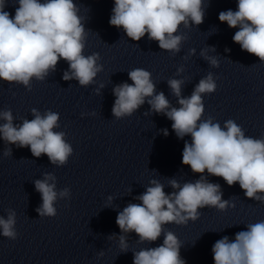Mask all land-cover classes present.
Returning a JSON list of instances; mask_svg holds the SVG:
<instances>
[{
	"label": "clouds",
	"instance_id": "1",
	"mask_svg": "<svg viewBox=\"0 0 264 264\" xmlns=\"http://www.w3.org/2000/svg\"><path fill=\"white\" fill-rule=\"evenodd\" d=\"M6 4L7 0H0V80L21 84L31 91L32 79L44 81L63 59L69 65L63 74L65 81L76 80L81 87L95 82L97 74L103 71V65L98 63L101 57L99 53L84 55L87 32L74 0H18L14 17L5 11ZM204 16V0H114L109 24L122 27L133 41L147 34L161 50L175 55L188 38L180 33V26H198L204 22ZM218 18L230 28L239 29L232 39L242 51L264 62V0H238L236 11H221ZM194 53L195 49H191L189 54ZM201 56L212 67H219L218 59L208 56L206 50L201 51ZM182 71V67L177 70ZM128 77L132 84L123 82L113 88L116 97L113 116L117 119L132 116L149 98L151 111L171 120V128L179 139L191 136V143L184 142L182 164L200 174V179L183 184L170 179L168 184L173 189L170 194L164 191V184L152 179L150 186L134 197L139 203H129L118 212L116 224L121 232L118 247L121 252L129 250L127 234L132 232L137 234V243L141 244L155 242L163 235L162 245L134 251L133 264H185L180 255L181 241L166 230L165 225L194 222L200 218L199 210L205 207L219 211L235 207L230 200L222 198L221 186L209 182L205 172L223 178L229 186L239 183L247 198L264 203V136H246L232 119L225 121L223 128L212 117L202 119L203 95L217 89L211 72L199 80L188 97L181 94L184 80L167 81L179 107L172 106L163 92H156L148 70L134 68L128 72ZM95 91L99 93V89ZM31 114L33 119H24L15 125L10 109L0 111V119L5 121L0 124V139L18 148L30 147L36 158L47 155L57 167L66 165L73 148L66 141L65 132L54 131L60 127L59 114L51 110L41 114L36 108L31 109ZM162 132L168 135L167 129ZM3 155L12 156V149L6 148ZM50 180L53 183L50 184ZM55 180L53 174L45 173L43 180L34 181L42 198L36 208L40 218L55 217L57 199L71 197L67 187L56 191ZM108 200L110 202L112 197ZM16 215L15 210L9 208L7 218L0 216V235L11 240L17 238ZM113 238H116L115 233L108 237ZM212 253L214 264H264V220L246 225V230L237 232L234 240L223 236L214 243ZM98 255L103 256V252Z\"/></svg>",
	"mask_w": 264,
	"mask_h": 264
}]
</instances>
